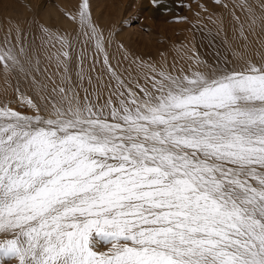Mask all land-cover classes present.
Listing matches in <instances>:
<instances>
[{"label": "snow or ice", "instance_id": "1", "mask_svg": "<svg viewBox=\"0 0 264 264\" xmlns=\"http://www.w3.org/2000/svg\"><path fill=\"white\" fill-rule=\"evenodd\" d=\"M88 9L70 16L75 82L67 36L50 89L19 33L0 43V71L39 97L16 88L31 115L0 104V264H264V62L173 74L134 60L144 83L126 81Z\"/></svg>", "mask_w": 264, "mask_h": 264}, {"label": "rangeland", "instance_id": "2", "mask_svg": "<svg viewBox=\"0 0 264 264\" xmlns=\"http://www.w3.org/2000/svg\"><path fill=\"white\" fill-rule=\"evenodd\" d=\"M82 2L0 0V43L11 33L9 39L16 44L19 33L32 67L39 61L41 71L33 75L47 84L49 89L53 87L49 76L57 84L63 76L62 66L61 71H58L54 58L61 50L58 36L64 35L72 40L69 75L74 82L76 80L77 55L82 47L81 41L85 38L80 35L78 21H73L70 16L77 14ZM222 2L228 7L224 8L214 0H162L161 7H155L152 0H88V10L92 22L104 34L105 48L113 67H117L126 81L139 79L143 84V73L133 63L134 60L153 64L166 71L172 70L173 74L181 66L190 73L189 67L195 62L200 67L199 71L204 73L224 67L240 68L247 61L257 64L264 62V47L256 45L248 37L247 26L251 28L253 24L247 22V12L240 7L243 0ZM233 14L240 18L239 22L233 19ZM240 23L244 25L243 34ZM42 28L48 29V32L42 31ZM207 31L214 35L217 51L211 50L217 44L204 36ZM87 53L90 57L94 54L91 44L87 47ZM125 56L128 59H124ZM97 59L100 63H96L93 76L104 73L103 57L97 56ZM91 63V60L86 61L85 68ZM104 81H108L106 75ZM84 86L88 87L87 82ZM17 87L22 93L39 99L30 78L25 79L23 74L15 73L6 78L0 71V104L10 103L13 108L31 115V109L19 105ZM107 247L110 245L98 243L101 251L107 250ZM3 264H17V261L5 260Z\"/></svg>", "mask_w": 264, "mask_h": 264}, {"label": "bare ground", "instance_id": "3", "mask_svg": "<svg viewBox=\"0 0 264 264\" xmlns=\"http://www.w3.org/2000/svg\"><path fill=\"white\" fill-rule=\"evenodd\" d=\"M247 5L250 7L252 13L251 16H249L248 13H246L247 22L249 21L252 22L253 24L251 28L250 26H247L248 37H251L256 45L260 44L264 47V0H248ZM253 21H255V23H253ZM204 36L209 38V41L217 44L214 41V35H212V32L207 31L205 32ZM217 46L218 44L214 45L213 47L210 46L211 50L217 51L218 50ZM188 64H191V62H189ZM181 69L186 73L188 71L183 66H181L178 67V69H176V72ZM189 70H191L190 73L197 72L200 70V67L195 62L194 65H190Z\"/></svg>", "mask_w": 264, "mask_h": 264}]
</instances>
